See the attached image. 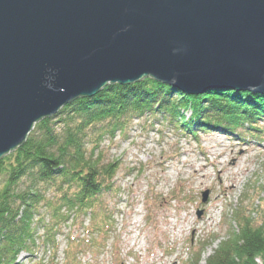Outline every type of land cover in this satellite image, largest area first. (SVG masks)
<instances>
[{"label":"water","instance_id":"water-1","mask_svg":"<svg viewBox=\"0 0 264 264\" xmlns=\"http://www.w3.org/2000/svg\"><path fill=\"white\" fill-rule=\"evenodd\" d=\"M144 77L264 94V0H0V158L75 99Z\"/></svg>","mask_w":264,"mask_h":264},{"label":"trees","instance_id":"trees-1","mask_svg":"<svg viewBox=\"0 0 264 264\" xmlns=\"http://www.w3.org/2000/svg\"><path fill=\"white\" fill-rule=\"evenodd\" d=\"M146 114L194 136L215 128L264 134L257 126L264 119L260 93L212 88L187 95L144 77L127 85L109 83L91 98L79 97L36 122L24 142L0 158V264H98L96 257L114 233L102 198L117 189V162L103 160L99 141L124 132ZM41 209L52 221L42 223ZM253 212L237 209V228L203 263V247L191 252L189 264H264V217L255 221ZM63 224L76 226L80 234L63 232ZM60 233L66 240L58 260ZM83 254L91 260H83Z\"/></svg>","mask_w":264,"mask_h":264},{"label":"rangeland","instance_id":"rangeland-1","mask_svg":"<svg viewBox=\"0 0 264 264\" xmlns=\"http://www.w3.org/2000/svg\"><path fill=\"white\" fill-rule=\"evenodd\" d=\"M257 126L264 129V119ZM99 143L103 160L117 162V189L102 198L114 233L96 257L98 264H189L191 252L201 247L203 263L237 228V209L253 210L255 221L264 217L263 132L215 128L194 136L146 114ZM40 212L42 223L52 221L45 209ZM75 229L63 224V232L78 236L81 230ZM56 236L61 260L66 239ZM83 260L91 257L83 254Z\"/></svg>","mask_w":264,"mask_h":264},{"label":"bare ground","instance_id":"bare-ground-1","mask_svg":"<svg viewBox=\"0 0 264 264\" xmlns=\"http://www.w3.org/2000/svg\"><path fill=\"white\" fill-rule=\"evenodd\" d=\"M206 168V166L205 165H203V169H205ZM198 172H199V175H200V173H201V171L199 170H197L195 173H197L198 174ZM205 174H201V176H204ZM193 228H195V229H197L198 228V225L196 226V225H193ZM21 257L19 256V258L17 259V260H19Z\"/></svg>","mask_w":264,"mask_h":264}]
</instances>
